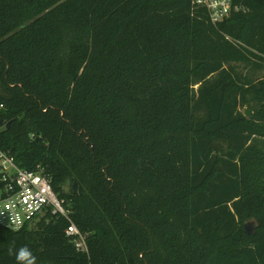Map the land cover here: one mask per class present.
Returning <instances> with one entry per match:
<instances>
[{"label":"trees","instance_id":"16d2710c","mask_svg":"<svg viewBox=\"0 0 264 264\" xmlns=\"http://www.w3.org/2000/svg\"><path fill=\"white\" fill-rule=\"evenodd\" d=\"M238 1L214 24L192 0H0L1 145L51 177L90 248L45 214L0 224V264L22 247L36 264H264V77L235 68H264V0Z\"/></svg>","mask_w":264,"mask_h":264},{"label":"built area","instance_id":"2783aa9c","mask_svg":"<svg viewBox=\"0 0 264 264\" xmlns=\"http://www.w3.org/2000/svg\"><path fill=\"white\" fill-rule=\"evenodd\" d=\"M207 10L209 19L217 24L235 12L246 10L238 0H192ZM5 106L0 103V110ZM35 134L31 135L34 138ZM45 214L63 216L70 221L65 234L78 252L89 255L88 233L71 220L72 210L54 189L51 177L43 168L26 169L17 164L10 150L0 142V224L20 230L35 224Z\"/></svg>","mask_w":264,"mask_h":264},{"label":"rangeland","instance_id":"374dc122","mask_svg":"<svg viewBox=\"0 0 264 264\" xmlns=\"http://www.w3.org/2000/svg\"><path fill=\"white\" fill-rule=\"evenodd\" d=\"M235 68L238 70L240 74H243L244 76L253 77L254 79H260L264 77V68L255 69V68H250L248 66H245L243 64H237L235 65ZM242 110L245 111V108H242ZM66 189L67 190L70 189L69 184H67ZM250 221H254L257 224L255 220H250Z\"/></svg>","mask_w":264,"mask_h":264},{"label":"clouds","instance_id":"9594fccd","mask_svg":"<svg viewBox=\"0 0 264 264\" xmlns=\"http://www.w3.org/2000/svg\"><path fill=\"white\" fill-rule=\"evenodd\" d=\"M12 254V249H9V255ZM16 260L18 264H36V258L27 247H22L16 252Z\"/></svg>","mask_w":264,"mask_h":264},{"label":"water","instance_id":"95a60500","mask_svg":"<svg viewBox=\"0 0 264 264\" xmlns=\"http://www.w3.org/2000/svg\"><path fill=\"white\" fill-rule=\"evenodd\" d=\"M73 190H74L75 193L78 192V183H77L76 180H73ZM255 225L256 224H255L254 221H250V222L246 223V229H247L248 233L251 234V233L254 232Z\"/></svg>","mask_w":264,"mask_h":264}]
</instances>
